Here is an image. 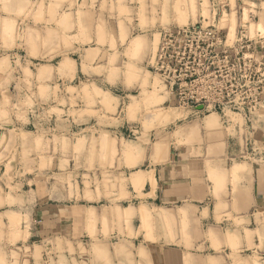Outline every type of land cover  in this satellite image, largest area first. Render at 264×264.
<instances>
[{
	"label": "clouds",
	"instance_id": "1",
	"mask_svg": "<svg viewBox=\"0 0 264 264\" xmlns=\"http://www.w3.org/2000/svg\"><path fill=\"white\" fill-rule=\"evenodd\" d=\"M236 20L238 43L264 41V0H0V264H152L161 236L184 264H264V143L248 127L264 101L238 92L217 112L209 77L180 83L181 99L163 64L174 30L201 24L207 40ZM176 182L181 201L158 204ZM47 201L72 230L30 244Z\"/></svg>",
	"mask_w": 264,
	"mask_h": 264
},
{
	"label": "built area",
	"instance_id": "2",
	"mask_svg": "<svg viewBox=\"0 0 264 264\" xmlns=\"http://www.w3.org/2000/svg\"><path fill=\"white\" fill-rule=\"evenodd\" d=\"M201 24H197L188 31L174 30L169 36L170 44L164 54L163 64L172 70L177 84L178 96L183 99L187 89H180V83L193 81L201 77H209L213 81L214 92L219 95V102L215 105L217 112H222L224 104L235 100L238 92H256V100L264 101V80L260 71H264L263 42L245 38L238 43L237 32H243L240 27L234 37L235 47L217 44L218 40L226 41L229 30L208 29L214 34L207 40L199 39L198 33H203ZM249 57L255 59L249 61ZM251 62L252 67L248 68ZM259 71H256V70ZM187 102L194 113L199 110L201 115L208 114V103L203 99L188 98ZM203 108L200 109V105ZM250 105L245 103V110ZM251 124V121L249 122Z\"/></svg>",
	"mask_w": 264,
	"mask_h": 264
},
{
	"label": "crops",
	"instance_id": "3",
	"mask_svg": "<svg viewBox=\"0 0 264 264\" xmlns=\"http://www.w3.org/2000/svg\"><path fill=\"white\" fill-rule=\"evenodd\" d=\"M230 31V30H229ZM264 46V45H263ZM249 129L252 131V138L254 140H259V142L264 143V124L259 128H252V124L248 125ZM124 135H131L130 132L123 133ZM216 142V141H211ZM226 154L232 158L240 157L242 158L245 152V147L241 145L239 138L227 137L224 141ZM252 146L251 142L247 143V151L251 152ZM177 157V163L182 160V156L179 152L174 153ZM257 169L259 165H255ZM176 171H180V168H176ZM161 175L165 178L168 177L169 172H162ZM185 184L183 182H176L174 191L176 194L169 197L165 194L162 200H158L157 203L172 206L173 203H178L181 201V191L184 189ZM199 199V198H198ZM106 203V201L102 202ZM206 203V201H205ZM205 203H197V207L203 208ZM255 203L260 210H264V186H261L259 180H257L256 193H255ZM65 205L64 204H50L49 202L43 204L38 208V220L39 231L37 236L41 239L47 238L51 234H63L72 230L73 221L67 218L59 217V211ZM86 206V205H85ZM100 205H97L99 207ZM126 206V205H125ZM255 210V209H253ZM212 222V221H206ZM40 225H43L41 227ZM146 247L150 254L152 264H184V248L180 245L172 243L164 236H161L155 241H149L146 243Z\"/></svg>",
	"mask_w": 264,
	"mask_h": 264
},
{
	"label": "rangeland",
	"instance_id": "4",
	"mask_svg": "<svg viewBox=\"0 0 264 264\" xmlns=\"http://www.w3.org/2000/svg\"><path fill=\"white\" fill-rule=\"evenodd\" d=\"M241 3H242V0H241ZM228 11L230 12L231 9L229 8ZM238 15L242 16V8L239 7L238 5ZM240 28V22L239 20H236L234 21L233 23V28L232 29H229V28H224L222 30H230V35L233 36V40H234V37H235V34L237 32V30ZM257 42H263V45H264V41H257ZM49 202L50 204H62V203H59V202H53V201H47ZM45 202V203H47ZM45 203H41L38 205V208H40L41 206H43V204ZM36 216H37V219H38V213L36 212ZM39 221V220H38ZM39 231V225L37 226L36 228V234L32 237V239L29 241L30 244H38V243H41L43 239L39 238L37 236V232Z\"/></svg>",
	"mask_w": 264,
	"mask_h": 264
}]
</instances>
